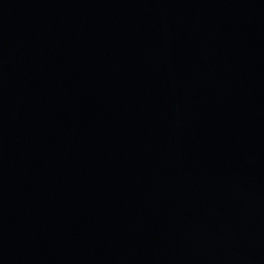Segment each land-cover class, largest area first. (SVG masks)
Masks as SVG:
<instances>
[{"label":"water","instance_id":"1","mask_svg":"<svg viewBox=\"0 0 264 264\" xmlns=\"http://www.w3.org/2000/svg\"><path fill=\"white\" fill-rule=\"evenodd\" d=\"M0 264H264V0H0Z\"/></svg>","mask_w":264,"mask_h":264}]
</instances>
